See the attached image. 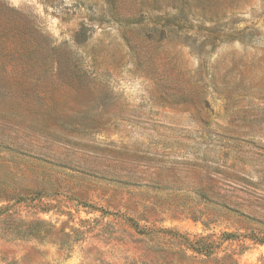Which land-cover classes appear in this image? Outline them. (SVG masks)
Here are the masks:
<instances>
[{"label": "rangeland", "instance_id": "obj_1", "mask_svg": "<svg viewBox=\"0 0 264 264\" xmlns=\"http://www.w3.org/2000/svg\"><path fill=\"white\" fill-rule=\"evenodd\" d=\"M0 38V264H264V0H0Z\"/></svg>", "mask_w": 264, "mask_h": 264}, {"label": "trees", "instance_id": "obj_2", "mask_svg": "<svg viewBox=\"0 0 264 264\" xmlns=\"http://www.w3.org/2000/svg\"><path fill=\"white\" fill-rule=\"evenodd\" d=\"M7 43L10 44V46L13 48V51H17L18 53H20V51L16 49L17 47H19V43H17L16 41H15V44H11L9 41Z\"/></svg>", "mask_w": 264, "mask_h": 264}]
</instances>
